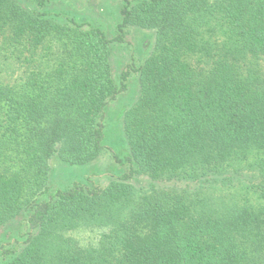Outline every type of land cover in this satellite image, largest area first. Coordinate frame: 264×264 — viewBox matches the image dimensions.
Wrapping results in <instances>:
<instances>
[{
    "label": "trees",
    "instance_id": "1",
    "mask_svg": "<svg viewBox=\"0 0 264 264\" xmlns=\"http://www.w3.org/2000/svg\"><path fill=\"white\" fill-rule=\"evenodd\" d=\"M31 1L0 0L1 45L33 56L53 41L62 55L22 93L0 83V230L23 215L25 226L0 242V264H264V0H125L114 39L47 11L57 0ZM210 18L233 42L197 68ZM130 27L155 42L117 83L112 43ZM134 74L141 93L122 111L117 153L105 111ZM105 149L121 175L52 191V159L85 166ZM140 176L161 185L137 190ZM83 227L105 231L82 246L68 234Z\"/></svg>",
    "mask_w": 264,
    "mask_h": 264
},
{
    "label": "rangeland",
    "instance_id": "2",
    "mask_svg": "<svg viewBox=\"0 0 264 264\" xmlns=\"http://www.w3.org/2000/svg\"><path fill=\"white\" fill-rule=\"evenodd\" d=\"M25 8L35 10L31 0H18ZM125 0H57L47 7V11L57 13L63 18L75 19L80 22H89L103 28L110 39L118 35L117 26L121 21L120 11ZM218 0H211L216 3ZM226 30L215 18H210L205 27L201 46L203 51L192 54L189 58L197 68H207L212 62L214 54H218L224 45L230 47L233 40L226 35ZM155 31L130 27L126 30L125 41L112 43V75L115 82H119L120 75L127 65L141 64L152 53L155 42ZM61 43L49 41L33 56L21 50L8 49L0 43V83L13 88L16 92H24L26 77L30 72H50L56 68L62 55ZM208 49L212 53H208ZM28 58L31 61L27 60ZM264 66V60L261 61ZM141 89L138 77L132 75L128 82V88L116 100L112 101L105 111V125L107 126V148L121 153L128 148L126 131L122 120V111L132 106L140 96ZM105 149L99 158L85 166H71L54 158L51 160L50 188L52 191L65 189L75 182L94 180L102 186H106L114 176L121 175V170L115 164L113 154ZM132 184L137 190H146L151 185H161L148 176L136 178ZM217 196L236 195L240 199V192L233 189H218L212 192ZM255 202V196L250 197ZM24 216V215H23ZM12 221L9 226L0 230V242H8L25 231L22 221L24 217ZM105 229L80 228L68 235L74 237L82 246H90L98 243Z\"/></svg>",
    "mask_w": 264,
    "mask_h": 264
}]
</instances>
